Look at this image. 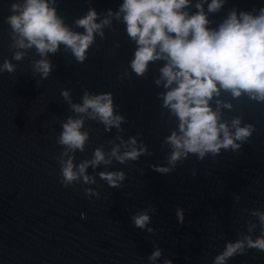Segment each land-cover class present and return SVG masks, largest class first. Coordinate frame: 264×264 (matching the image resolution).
Listing matches in <instances>:
<instances>
[{
    "label": "water",
    "instance_id": "water-1",
    "mask_svg": "<svg viewBox=\"0 0 264 264\" xmlns=\"http://www.w3.org/2000/svg\"><path fill=\"white\" fill-rule=\"evenodd\" d=\"M22 2L0 0V264H214L228 243L264 235L259 216L253 215L264 213V101L244 92L234 97L221 88L209 102L219 122L234 134L232 121L239 119L240 127L251 126V135L236 141L238 149L222 148L203 159L189 153L173 166L167 138L179 134V120L164 106L170 89L160 69L166 61L150 62L142 76L132 70L137 44L127 34L123 13L115 16L123 0H55L57 15L76 32H84L75 21L90 8L98 14L97 23L109 10L113 16L103 37L94 34L83 62L64 45L49 53L47 78L35 70L42 59L36 48L15 47L6 22L11 4ZM197 3L212 30L233 10L258 15L264 8V0H222L218 11L209 12L211 0H190L182 11L194 15ZM17 52L23 53L20 60L14 59ZM5 61L14 65L13 72L3 70ZM64 90L71 103L61 95ZM85 92L111 94L114 114L123 117L119 128L106 130L98 119L73 111L71 104H82ZM82 115L81 131L88 140L83 152L69 153L75 164L92 159L97 148L107 158L119 145L122 154L130 150V138L147 151L135 161L113 157L107 165L89 167L94 184L81 181L65 188L59 182L65 149L57 140L63 123ZM116 171L125 174L120 187L100 178V172ZM84 188L99 196L86 195ZM144 211L152 232L132 220ZM157 248L161 256L150 260ZM225 264H264V251L246 247Z\"/></svg>",
    "mask_w": 264,
    "mask_h": 264
},
{
    "label": "clouds",
    "instance_id": "clouds-1",
    "mask_svg": "<svg viewBox=\"0 0 264 264\" xmlns=\"http://www.w3.org/2000/svg\"><path fill=\"white\" fill-rule=\"evenodd\" d=\"M54 3L55 0H51V3L50 0L12 3V14L6 18L12 29L14 46L20 49L34 46L42 57L34 67L44 78L51 72V63L45 58L49 53H56L64 45L78 62H83L94 42V34L103 37V28L110 24L113 16L109 10L107 16L97 23L98 14L90 8L84 17L75 21L78 27L84 29L80 33L65 25L52 6ZM189 3L190 0H123L115 13L118 19L123 13L127 34L137 44L131 61V68L137 75L142 76L150 62L166 61L160 69L164 87L170 89L163 97L164 106L170 108L179 120V134L173 132L167 138L173 149L169 159L173 166L189 153L198 154L203 159L206 153L217 154L222 148L238 149L240 144L236 141H243L251 135V126L240 127L239 119L232 121L234 134L228 124L219 122V115L212 110L209 102L214 95H219L221 88L230 90L234 97L244 92L264 101V8L260 9L258 15L248 12L237 14L233 10L218 30H212L207 27L209 21L201 4H196L198 11L194 15L182 11ZM221 6L222 0H211L208 11H218ZM22 56V52H17L14 59L20 60ZM3 70L13 72L15 68L5 61ZM161 80L156 81L157 85ZM61 95L71 103L67 90L62 91ZM82 100V104H71L75 113L98 119L106 130L120 127L123 117L114 114L110 93L89 95L85 92ZM83 115L78 119L69 117L63 123L57 140L65 149L59 160V182L65 188L81 181L83 184H94L95 177L87 174L89 167L107 165L113 157L120 163L135 161L147 151L145 147L137 148L136 139L130 138L126 144L130 150L122 154L119 145L111 150L107 158L105 152L97 148L92 159L75 164L74 156L69 153L77 150L83 152L88 140V133L81 131ZM157 170L163 173L170 171L169 168ZM99 175L110 187H120V182L125 179L121 171L100 172ZM83 191L88 196H99L91 188H84ZM253 215H258L264 226V213ZM177 216L183 222L182 211H178ZM81 219H84L83 213ZM132 220L137 228L153 231L147 227L150 222L147 211L134 215ZM246 247L264 251V235L255 240L246 236L244 240L228 243L215 258L214 264H225L234 255L243 254ZM160 256L161 251L157 248L149 259L154 261ZM165 264H171V261H165Z\"/></svg>",
    "mask_w": 264,
    "mask_h": 264
}]
</instances>
